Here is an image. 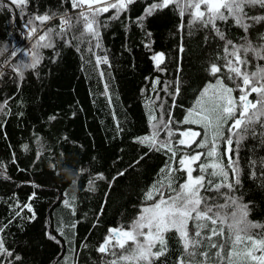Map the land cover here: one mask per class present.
I'll return each instance as SVG.
<instances>
[{
  "label": "trees",
  "instance_id": "16d2710c",
  "mask_svg": "<svg viewBox=\"0 0 264 264\" xmlns=\"http://www.w3.org/2000/svg\"><path fill=\"white\" fill-rule=\"evenodd\" d=\"M153 3L160 0H134L118 19H110L115 10L102 14L101 47H94L96 41L84 33L83 22H77L80 9H73L71 0H27L23 12L10 0H0V49L7 46L0 55V102L8 100L0 111V164L4 166L0 168V228L4 229L0 236L13 253L12 264H107L112 257L98 249L109 238L110 229L127 230L139 210L152 203L145 201V193L168 180L162 169L166 165L175 168L170 154L138 142L152 134L150 117L160 119L163 112L167 121L170 113L174 131L194 127L203 136L200 125L180 122L194 118L189 112L197 109L209 83H215L207 69L213 63L224 64L223 49L227 46L232 51L226 42L237 46L250 43L264 56V21L245 20L249 24L245 32L231 18L217 20L215 27L225 37L221 40L211 27L190 24L188 12L181 16L175 4L145 16ZM245 11L249 17L264 16L260 7H246ZM45 14L52 18L42 25L36 21L37 33L27 35L26 22ZM68 17L73 26L57 35L62 18ZM140 17L144 19L138 23ZM48 29L53 30L52 47L40 49L43 58L35 68H24L23 64L30 62L26 48ZM16 49L21 51L13 56ZM161 52L165 60L157 67L152 57ZM238 55L245 59L242 50ZM97 56H107L108 63L97 64ZM246 59L247 64L240 68L251 79L252 73L264 69V59L251 50ZM16 65L21 66L19 70ZM223 83L233 87L234 98L239 97L233 82L225 78ZM177 87L179 92L173 95ZM248 99L254 102L256 94ZM251 127L254 133L241 132L244 138L238 146L233 136L230 155L233 160L238 156L239 169L235 176L224 156L226 146L219 140L216 154L195 162L194 173L201 174V162L218 163L228 177H214L213 184L238 180L232 190L221 191L235 197L238 205L247 206V222L258 225L247 235L258 240L264 238V126L257 123ZM224 131L226 134V127ZM177 138L174 136L173 142ZM159 139H165L163 131ZM193 141L192 148L184 151H207L196 148ZM171 175L178 177L172 181L175 186L183 183L186 173L173 171ZM208 179L205 175V186ZM199 195L225 203L215 191L201 190ZM25 204L31 210L24 208ZM227 223L223 237H213L214 243L228 240ZM207 226L221 230L219 220ZM193 230L189 221V236ZM202 234H207L206 228ZM163 240L166 246L161 255L150 257L151 264H178L181 260L189 264L191 258L174 229L166 231ZM160 250L157 241L149 251ZM201 251L205 249L196 250L192 264H198ZM207 251L208 264H216L211 259L216 249ZM230 251L242 256L243 245L233 250L225 242V261Z\"/></svg>",
  "mask_w": 264,
  "mask_h": 264
},
{
  "label": "snow or ice",
  "instance_id": "6c2138e0",
  "mask_svg": "<svg viewBox=\"0 0 264 264\" xmlns=\"http://www.w3.org/2000/svg\"><path fill=\"white\" fill-rule=\"evenodd\" d=\"M132 2L134 0H115V2H112V0H71V6L73 9H80L77 13V22L82 21L84 33H87L96 41L94 47H101L99 17L110 10H115L110 19H118L121 12L126 11L128 5ZM10 3L16 5L23 12V6L27 3V0H10ZM169 4H175L181 16L187 11L190 16V24L199 23L202 27H211L221 40H224L225 37L215 27L217 20L227 21L231 18L245 32L249 27L245 20H251L253 23L264 21V16L249 17L245 11L246 7L249 9L255 7L264 9V0H224L223 3H220L219 0H160V3H153L146 8L145 16L151 15L157 9L167 7ZM202 6L203 10H201ZM52 15L55 16L56 14L53 13ZM51 18L47 14L32 17L25 25L28 28L27 35L31 36L37 33V28L34 26L36 21H39L42 25ZM143 19L144 17H140L137 22L141 23ZM62 21L61 32L57 35H63L65 30H69L73 26L70 17L62 18ZM52 32V29H48L43 34L36 35L35 43L26 52L30 57V62L23 64L24 68H35L40 64L43 58L40 49L52 47ZM84 33L81 35L83 36ZM148 35L150 36V33ZM226 45H230L232 51H229L227 46L223 49L226 53L224 64L218 66L213 63L207 69L208 73L215 77V83H209L204 89L203 98L197 101V109L189 112L188 116L194 118L189 119L186 117L180 122L182 124L200 125L204 132L203 136L198 131H174L170 127L174 123L170 113L167 121L163 119V112L160 119H157L155 115L150 117L154 122L152 134L141 138L138 142L147 144L151 149L165 151L170 154L175 168L166 165L165 169H162V171L168 173V180L154 184L145 193V201H151L152 203H146L139 210L138 216L127 226V230L121 228L111 230L109 238L98 249L100 253L112 257L107 264H151L150 257L154 258L161 255L163 248L166 246L163 240L164 233L173 229L178 233L185 253L191 258L189 264L195 261L196 250L199 248H204L205 251L199 252L200 261L198 264H208L210 257L207 249L211 248L216 249L211 257L216 261V264H264V238L257 240L247 235L250 228L258 227V225L247 222V206L238 205L235 197L226 195L221 191L222 188L232 190L233 183H238V180L227 184L221 182L213 184L212 178L220 177L227 180L228 173L218 163L209 165L204 162L199 164L201 174L195 179L192 177L193 168L191 165L201 161L202 156L206 158L213 157L216 154L218 140L223 141L226 146L224 156L229 159V163L232 165L230 171L235 176L239 169L236 166L238 156L236 160H233L230 155L233 152V136L236 137L235 143L238 146L244 138L241 132L251 130L254 133V127L250 128V126L257 123L264 126V120L261 119L264 117V69L252 73L250 79V76L242 72L240 68L241 64H247L246 56L250 50L255 55L260 56L261 59H264V56H261L250 43L247 46H237L232 44L231 41H227ZM89 50L91 51V49ZM241 50L245 53V59L243 60L238 55ZM4 51H7V46L0 49V55ZM19 51L21 49H16L12 52V55L15 56ZM152 59L159 67L165 60V54L163 52L157 53L153 55ZM96 63L107 64V56H97ZM14 67L19 70L21 66L16 65ZM19 76H23L22 71H19ZM225 78L233 82L235 89L240 92L238 98H234L232 95L233 87L224 85ZM236 81H239V83H236ZM157 83L159 82L157 81ZM209 91H211V95H207ZM178 92L179 88L177 87L173 95L178 94ZM252 93L256 94L254 102L248 99V96ZM7 103V99L0 102V111H3ZM225 127L227 128L226 134ZM161 131L165 136L163 140L159 139ZM174 136L179 138L173 142ZM191 137H200L199 142L193 141V143L196 144V148L207 149V151H196L195 149L192 153L184 151L185 148H192V144L188 143V139ZM178 152L179 158H177ZM3 167L0 164V168ZM209 167L213 171L208 172ZM173 171L185 172V182L174 186L172 181L178 179V177L171 175ZM205 175L209 177L207 186L204 183ZM165 189H167V195ZM201 190L205 192L215 191L220 198L224 199L225 203L221 205L216 203L215 200H210L207 196H200L199 192ZM67 203L65 201L66 205ZM23 207L31 210L29 204H25ZM229 209H231L230 212ZM217 220L220 221V231H217L215 227L207 226L209 223L215 225ZM189 221L192 222L194 229L191 236L187 232ZM228 221L231 222L227 223ZM225 223H227L229 230L228 240L224 241L222 239L219 243H214L213 237H223L222 229ZM205 228L207 234L203 235L202 232ZM3 230V228H0V232H3ZM241 233L245 235H241ZM155 240H159L161 250L157 253H151L149 250L154 246L153 242ZM113 241L115 242L113 243ZM129 241L132 243L126 248ZM205 241L208 243L205 244ZM225 242L233 250L243 245V255L241 256L240 252L230 251L228 259L225 261L223 256ZM118 250L119 255H117ZM233 256L236 257V260H233ZM0 258H2L0 264H5V261H7V264H12L13 253L4 246L2 236H0ZM14 259L19 260L20 257L15 256ZM178 264H183L182 260Z\"/></svg>",
  "mask_w": 264,
  "mask_h": 264
},
{
  "label": "rangeland",
  "instance_id": "374dc122",
  "mask_svg": "<svg viewBox=\"0 0 264 264\" xmlns=\"http://www.w3.org/2000/svg\"><path fill=\"white\" fill-rule=\"evenodd\" d=\"M112 2H115V0H112ZM219 2L220 3H223L224 2V0H219ZM85 7H87V6H85ZM201 10H203V6H202V9ZM26 50H28V48H26ZM243 60V59H242ZM261 70V69H260ZM258 71V70H257ZM256 71V72H257ZM255 72V73H256ZM246 74H248L249 75V73H247L246 72ZM184 130H192V131H198V129L197 128H194V127H189V128H186V129H184ZM184 130H182V131H184ZM196 137H191V138H189L188 139V143H191L194 139H195ZM194 163L191 165V167L193 168V172H192V177H193V179H195L196 177H198L199 175H197V174H195L194 173ZM185 179H186V176H185ZM185 182V180L183 181V183ZM145 231H147V229H145ZM124 238H122V240H123ZM157 241H159V240H155L153 243H156Z\"/></svg>",
  "mask_w": 264,
  "mask_h": 264
},
{
  "label": "water",
  "instance_id": "95a60500",
  "mask_svg": "<svg viewBox=\"0 0 264 264\" xmlns=\"http://www.w3.org/2000/svg\"><path fill=\"white\" fill-rule=\"evenodd\" d=\"M111 230H112V229H110V232H111ZM122 238H123V237H122ZM122 238H121V239H122Z\"/></svg>",
  "mask_w": 264,
  "mask_h": 264
}]
</instances>
